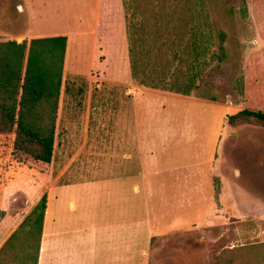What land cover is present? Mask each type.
Returning <instances> with one entry per match:
<instances>
[{"label": "rangeland", "instance_id": "rangeland-1", "mask_svg": "<svg viewBox=\"0 0 264 264\" xmlns=\"http://www.w3.org/2000/svg\"><path fill=\"white\" fill-rule=\"evenodd\" d=\"M28 1L37 10L71 7L83 15L91 10L94 18L64 21L72 40L52 163L39 164L15 151L13 137L0 139V184L17 166L30 181L41 177L52 191L78 187L82 195L102 198L108 194L104 187L119 185L118 191L110 189L119 202L112 210L103 198L99 206L88 203L80 212L94 218L95 231L81 220L76 228L85 230L84 236L76 237L72 229L61 235L62 251L75 239L71 254L80 262L127 264V225L128 264H260L254 263L258 255L250 247L230 250L240 245L234 242L232 222L227 227L209 222L202 231L199 221H190L201 218V212L182 207L205 197L206 172L226 174L233 164L251 176L250 193L264 198V181L259 180L264 128L229 124V117L241 110L264 113V0H138L136 33V28L129 31L131 13L122 0H0L1 26L7 27L10 11L27 13L22 7ZM54 14L50 11L48 19ZM70 14L65 10L61 17ZM219 32L227 36L221 63L214 59L220 52ZM129 40H137V78ZM196 74L198 89L190 96L176 92ZM66 83L73 86L69 97ZM209 179L214 201L221 181ZM190 223L194 226L188 231L176 230ZM90 235L95 241L89 242ZM261 242L244 238L240 243H260L253 246L261 248Z\"/></svg>", "mask_w": 264, "mask_h": 264}, {"label": "crops", "instance_id": "crops-1", "mask_svg": "<svg viewBox=\"0 0 264 264\" xmlns=\"http://www.w3.org/2000/svg\"><path fill=\"white\" fill-rule=\"evenodd\" d=\"M31 3V6L28 4ZM28 1L26 7L24 8V14H18L17 11H10L11 15L7 21V27L1 26L0 24V41H31L33 39L40 38H55L60 36L68 37V49L66 60L69 56V50L71 45L70 33L65 31L66 24L65 20H70L71 18H77L78 20H83L88 22L94 18L93 12H89L83 15V11L75 10V8L67 7L63 10H37L33 7L32 2ZM55 4V3H54ZM52 5V4H51ZM54 7V5H52ZM87 5L84 7L86 8ZM89 8V6H88ZM69 11L70 17L65 19L61 17L63 11ZM52 12L55 13L51 19L49 18ZM73 12V14H72ZM51 17V16H50ZM1 20V19H0ZM4 20V19H3ZM49 20L47 23L46 21ZM50 22L52 24H50ZM3 28V31H1ZM4 28L5 31H4ZM66 64V61H65ZM65 71V66H64ZM63 71V72H64ZM65 78V72H64ZM63 78V86H64ZM62 86V93H63ZM62 97V94H61ZM61 101V99H60ZM143 131V129H141ZM127 137V135H126ZM144 135H142V141ZM139 149H137V154L139 155ZM224 157V154H222ZM222 157V158H223ZM218 160V159H217ZM219 161H214L213 165L217 164ZM44 164V163H39ZM232 170L226 173L223 170H218L217 173L215 169L213 172H206L204 186L206 188L204 193L205 197H201L199 200H191L188 204H184L182 209H187L192 213L194 210L198 209L201 212L200 217H194L190 221H199L200 228L203 231V224L208 225L212 222V225L218 224L222 227H227L229 224H234L232 227L234 230V242L240 244L236 246L235 244L230 249L235 251L242 248L250 247L248 249H253L252 251L258 256L255 258L254 263L264 264V247H255L260 243H250L248 245L241 244L244 238L248 240H261L264 243V198L253 196L249 189L253 182L249 180L251 178L247 176V172L243 169H239L238 166L233 164ZM264 167V166H262ZM262 173L260 179L264 181V168H261ZM9 171V170H8ZM7 181L4 184H0V214H4L0 218V251L5 246L10 238L18 231L25 220L32 214L34 209L39 205L41 200L46 196L48 200V207L46 209V215L44 219V227L41 238L40 245V256L38 264H88V262H80L74 257V241H68L67 247L62 251L60 246V237L64 233H72L70 230H74V235L79 238L80 234L84 236V231L77 229L76 227L81 224L83 220V225H87L88 229L95 231V220L91 218V215L85 214L82 216L80 212H85L88 203L95 204L99 206L100 199H106V204L109 210L118 205V198L115 192L110 191L114 188L118 191V186H111L108 184L107 187V197L102 193V198H99V194L92 195L91 193L83 194L80 192L78 187H57L55 191L53 187L51 190L47 186V182L34 179L30 181V176L24 170V168L13 166L12 170L9 172ZM246 175V178L244 179ZM250 175V173H249ZM216 176L221 181V192L216 200H212L209 190L213 187V182L211 178ZM244 179V180H243ZM106 184V183H105ZM104 184V185H105ZM126 189V219L129 217V199H128V186L124 188V196ZM123 194V193H122ZM120 191L118 196L122 195ZM55 195V196H53ZM82 195V196H81ZM89 197V201H88ZM186 203V202H185ZM123 204V201H122ZM128 206V207H127ZM200 207V208H198ZM98 208V207H97ZM96 208V210H97ZM197 210V211H198ZM186 211V210H185ZM83 217V218H82ZM189 222V221H187ZM194 225L190 223L187 228L176 229L180 232H186ZM172 228H176L175 225ZM174 230V231H176ZM177 231V232H178ZM112 235V233L110 232ZM91 239L89 242L95 241V235L89 236ZM112 237H110L111 239ZM126 258L125 261L129 263V230L126 225ZM68 240H70L68 238ZM255 245V246H253ZM73 247V248H72ZM252 247V248H251ZM73 252H72V251ZM67 253H66V252ZM255 255V254H253ZM123 261V258L121 262Z\"/></svg>", "mask_w": 264, "mask_h": 264}, {"label": "trees", "instance_id": "trees-1", "mask_svg": "<svg viewBox=\"0 0 264 264\" xmlns=\"http://www.w3.org/2000/svg\"><path fill=\"white\" fill-rule=\"evenodd\" d=\"M122 2L126 11L131 13L129 31L136 28V33V21L141 17L139 1ZM218 36L221 42L220 52L214 59L221 63L226 60L224 45L227 36L224 32H219ZM136 41L129 40V54L133 75L137 78L140 72ZM67 49V36L35 38L23 42L0 41V139L13 137L14 150L39 163L51 164L55 155ZM197 54L201 57L203 55L202 52ZM199 55L195 59L196 63L200 61ZM205 65L207 66L206 63ZM199 74L193 76L188 84L177 88L176 92L190 96L199 88L196 84ZM141 84L148 86L144 81ZM72 90L71 83H66L65 96L69 97ZM229 124L234 127L251 124L264 128V113L241 110L229 117ZM47 207L48 200L45 196L5 243L0 251V264H38ZM3 215L0 214V218Z\"/></svg>", "mask_w": 264, "mask_h": 264}]
</instances>
